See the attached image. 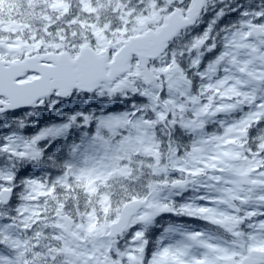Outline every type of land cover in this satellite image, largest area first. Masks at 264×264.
<instances>
[{"label":"snow or ice","instance_id":"snow-or-ice-1","mask_svg":"<svg viewBox=\"0 0 264 264\" xmlns=\"http://www.w3.org/2000/svg\"><path fill=\"white\" fill-rule=\"evenodd\" d=\"M0 264H264V0H0Z\"/></svg>","mask_w":264,"mask_h":264}]
</instances>
